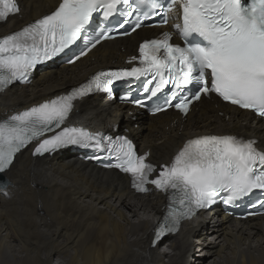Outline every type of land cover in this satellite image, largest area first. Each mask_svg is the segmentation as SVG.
Returning <instances> with one entry per match:
<instances>
[{
	"label": "bare ground",
	"instance_id": "bare-ground-1",
	"mask_svg": "<svg viewBox=\"0 0 264 264\" xmlns=\"http://www.w3.org/2000/svg\"><path fill=\"white\" fill-rule=\"evenodd\" d=\"M57 1L18 0L20 13L0 24V36L48 13ZM163 29L136 30L97 45L69 67L50 63L34 71L28 85L0 92V119L66 92L99 69L122 65L148 33ZM74 109L69 122L132 137L156 165L168 163L185 140L200 134H232L264 150V125L213 96L194 103L185 118L172 110L148 117L96 96L76 102ZM30 153V148L20 152L4 173L0 264H52L54 256L57 264H264V216L237 221L213 214L184 223L152 246L163 195L134 194L126 176L83 162L80 150L51 157Z\"/></svg>",
	"mask_w": 264,
	"mask_h": 264
},
{
	"label": "snow or ice",
	"instance_id": "snow-or-ice-1",
	"mask_svg": "<svg viewBox=\"0 0 264 264\" xmlns=\"http://www.w3.org/2000/svg\"><path fill=\"white\" fill-rule=\"evenodd\" d=\"M135 2L155 6L156 0ZM131 3L132 0H62L50 15L0 38V91L14 81H27L37 64L69 48L82 35L94 13L103 10L107 18L118 11V5L131 7ZM172 3H179L182 12V22L173 27L185 40V46L171 43V34L165 32L161 39L140 45L138 67L99 72L71 94L0 122V172L12 164L16 153L48 132L54 134L38 144L34 155L68 145L103 147L99 134L93 136L80 128L61 126L77 96L93 90L108 92L113 80L123 77L150 76L147 83L154 87L146 85L145 92L150 91L153 96L166 84H173L172 96L179 99L174 106L183 113L202 93L214 92L222 100L264 117V0H172ZM18 11L16 0H0V21ZM100 38L108 36L99 34L95 43ZM191 84L199 86L194 94L181 96L177 91ZM254 144L253 140L232 135L190 139L156 179H149L155 169L146 163V155H137L126 137L107 147L118 161L113 166L131 174L133 187L138 191H148L145 185L149 183L161 191H171L167 215L156 229L159 239L166 232H175L181 219L212 205L221 192L227 193L224 203L228 204L254 189L264 190V152L257 151Z\"/></svg>",
	"mask_w": 264,
	"mask_h": 264
},
{
	"label": "water",
	"instance_id": "water-1",
	"mask_svg": "<svg viewBox=\"0 0 264 264\" xmlns=\"http://www.w3.org/2000/svg\"><path fill=\"white\" fill-rule=\"evenodd\" d=\"M7 182L5 181L2 174H0V187H5Z\"/></svg>",
	"mask_w": 264,
	"mask_h": 264
},
{
	"label": "rangeland",
	"instance_id": "rangeland-1",
	"mask_svg": "<svg viewBox=\"0 0 264 264\" xmlns=\"http://www.w3.org/2000/svg\"><path fill=\"white\" fill-rule=\"evenodd\" d=\"M45 230V229H44ZM3 255L6 257V258H9V253H3ZM54 261H52V264H57L59 260V258H57L56 256H54ZM58 260V261H57Z\"/></svg>",
	"mask_w": 264,
	"mask_h": 264
}]
</instances>
